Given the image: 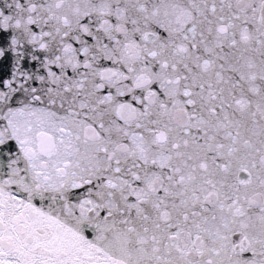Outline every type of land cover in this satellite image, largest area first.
Returning <instances> with one entry per match:
<instances>
[{"label":"snow or ice","instance_id":"1","mask_svg":"<svg viewBox=\"0 0 264 264\" xmlns=\"http://www.w3.org/2000/svg\"><path fill=\"white\" fill-rule=\"evenodd\" d=\"M0 264H264V0H0Z\"/></svg>","mask_w":264,"mask_h":264}]
</instances>
